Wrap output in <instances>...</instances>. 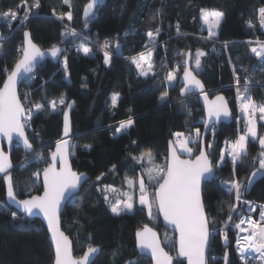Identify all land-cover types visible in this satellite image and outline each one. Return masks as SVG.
<instances>
[{"label":"trees","instance_id":"trees-1","mask_svg":"<svg viewBox=\"0 0 264 264\" xmlns=\"http://www.w3.org/2000/svg\"><path fill=\"white\" fill-rule=\"evenodd\" d=\"M86 2L70 0V5H66L63 0H39L37 9L31 8L35 0H0V13L12 9L22 17L29 8L32 13L23 26L19 20L10 22L0 18V35L10 37L3 43L4 55L0 56V84L6 76L3 69H11L18 59L17 48L22 45L25 30L43 49L52 45L65 46L66 51L57 64L49 60L40 64L35 71L36 79L22 82L19 88L25 108L30 106L24 99L25 95L34 103L60 98L75 102L71 111L75 146L71 149L74 153L71 154V162L75 170L87 173L90 179L66 203L61 214L62 229L72 239L76 256H80L89 244L100 246L101 251L92 264H126L129 260L151 264L150 259L140 255L135 248L136 231L145 224L157 230L163 247L170 254L176 251L174 233L162 226L159 217L149 218L146 209L142 211L138 204L131 212L113 214L104 194L97 189L105 185L124 187L125 177L136 178L141 167L131 157H139L142 152L151 150L154 157L153 164L143 162L146 168L164 165L169 141L174 139L172 133H191L194 136L196 128L202 130L204 114L198 95L181 97L178 79L173 86H167L165 81L167 71L184 62L185 55L177 53L191 51L194 55L197 50L205 52L206 55L201 57V68L196 70L192 62V69L210 95L223 93L231 106L232 121L213 126L205 139L206 145L209 142L213 144L208 150L213 161L219 160L220 150L226 147L225 141L236 136L238 129L233 69L221 43L241 45V42L254 38L264 42V32L256 20L264 0H107L97 8L93 18L87 20L85 27L81 13ZM200 8L224 13L217 34L211 39H205L207 31L199 16ZM68 11L72 12L71 21L66 16L64 20L57 18ZM249 21L251 25L247 26ZM67 25L80 37H63L61 34L68 29ZM157 30L159 35L153 44L156 70L145 77L139 74L130 57L147 50L152 45L148 44L147 33L152 31L155 34ZM106 39L110 42L109 51L113 53L109 65H105L100 48ZM117 42L120 44L119 52L114 51ZM84 43L92 49L91 55L77 51V46ZM65 56L66 69L63 63ZM236 69L242 77L250 78L249 94L257 103H264V64L248 51L246 66ZM182 70L181 67L178 78ZM241 90H244L242 86ZM164 91L168 92V99L161 103L159 97ZM115 93L120 96L113 107L111 97ZM129 117L135 120L134 125L126 132L114 135L119 123ZM33 133L37 134L35 138ZM61 133L62 111L48 109L35 115L27 130L35 153L26 154L20 145L13 146L12 172L19 198L41 192L40 178L33 182L32 173L46 166L48 154L61 138ZM258 134L264 135V121H258ZM86 144L92 147L86 149ZM190 147L194 156L199 151L200 141L190 144ZM248 151L249 155L236 166L235 176L231 159L226 156L215 178L203 184L206 212L217 228H223L234 204V193L225 194L220 187L221 182L236 179L244 184L259 167L258 162L253 163L261 151L258 140L249 141ZM36 153L44 159L31 160L27 170H22L19 165L25 162V156L31 158ZM113 165L115 170H112ZM102 173L97 181V176ZM242 197L264 203V175ZM243 211V204L239 202L232 222ZM12 212H17L19 218L13 219ZM226 231L227 244L220 234L212 240L207 251V264H223L226 250L230 264H248L235 252L234 230L229 227ZM113 253H116L115 257ZM212 257L217 259L213 261ZM53 259V249L43 223L38 218L26 217L6 202L5 182L0 176V264H53ZM173 264L185 263L175 259Z\"/></svg>","mask_w":264,"mask_h":264},{"label":"snow or ice","instance_id":"snow-or-ice-1","mask_svg":"<svg viewBox=\"0 0 264 264\" xmlns=\"http://www.w3.org/2000/svg\"><path fill=\"white\" fill-rule=\"evenodd\" d=\"M63 3L70 5V0H63ZM101 3V0H88L84 6L85 27L87 20L93 18L95 7ZM39 0H35L31 8H39ZM31 8L26 9L22 17L12 9L0 13V18H5L10 22L19 20L21 26L29 19ZM65 16L69 21L72 20V12L60 14L57 18L64 20ZM199 16L203 24L207 26L208 37L211 39L217 34L224 13L219 10H210L207 8L199 9ZM260 25L264 27V8L259 9ZM251 25V21H249ZM177 32L179 33V23H177ZM23 44L17 48L19 54L18 59L14 62L11 69L5 67L3 71L6 73V79L3 86L0 87V139H6L9 146L15 141L18 145L22 144L25 153H35L27 129L30 127L33 117L41 112L47 111L49 108L53 112L63 111V133L61 139L55 142V151L50 153V162L45 161L46 166L42 169L43 175V194L29 195L26 199H18L17 184L14 183L12 163L10 152H5L0 147V174H3V180L6 185V197L8 201L15 205L18 211H22L26 217L42 214L47 221V226L51 232V238L55 245V261L54 264H91V259L101 251L97 245L89 244L83 255L73 258L71 250V242L68 236L61 230L60 211L62 201L77 190L88 177L83 173H77L72 170L69 162V155L74 154L70 149L75 147L71 143L72 128L69 119V113L65 108L70 109L74 102H66L64 98L59 101L45 100L44 103H34L25 95L24 99L28 101L29 107L25 108L21 101L20 94L17 91L18 82H30L36 79L35 71L37 67L48 57L59 59L66 51L57 45H52L46 50H42L31 39L28 31L23 33ZM63 37L79 38L80 34L75 29H67L61 34ZM159 30L154 34L152 31L147 33L148 44H155ZM10 37L0 35V56L4 55L2 48L3 43ZM103 51V60L105 65H109L113 59L112 51H109L110 42L106 39L100 45ZM120 44L117 42L114 51L119 52ZM77 51H82L84 55L92 54L90 47L79 45ZM250 51L259 58L261 64H264V46L251 47ZM177 55H185L186 59L183 64H177L175 70H169L166 73L165 81L169 86H173L178 79V71L183 68L182 83L180 89L181 95L186 96L188 93L199 91L205 101L207 119L203 120L205 130L212 128V125L221 119H229L232 117V110L229 108L228 100L217 95L214 100H209L207 93L204 91V85L197 78L196 73L190 67V62L194 61L195 69L201 68V57L206 55L205 52L197 50L195 54L191 51L187 53H177ZM152 51L149 48L147 53L141 52L138 56L130 57V61L135 65L139 74L147 77L153 70ZM64 66L67 68V57L64 58ZM147 63V68H145ZM241 71H246L241 69ZM233 75L236 85V100L240 115L235 119L238 125V134L235 139L225 141L226 147L220 150L219 160L210 159V150L213 147L211 142L205 147L199 149V155L195 159H182L183 154L193 155V149L189 147L200 141L201 130L196 128L195 135L191 133L185 135L183 132L172 133L174 139L169 141L168 156L166 162L162 166L145 167L141 163L145 157L149 164H153L154 157L151 150L146 153L142 152L139 157L132 156L137 164L141 167L142 174L138 180L127 179L126 182L133 192L122 193L123 198H117L114 203L110 202L108 191L115 192V188L105 185L97 190L104 194V200L110 202V211L115 215L130 212L134 209V203L138 202L141 210L146 209L149 218H156L162 214L163 219L178 233V255L187 259V264H207L208 257L206 252L210 250L212 240L217 234L223 236L225 243L228 242V232L226 229L234 227L237 230L236 250L242 261L251 253L252 257L259 264H264V205H261L260 221H254L249 218H240L234 225L231 223L236 213V204L231 205L229 214L224 222L223 228H217L215 221L211 219L206 212V205L202 196V183L206 180L215 178L218 168L223 166L226 156L231 159L233 164V176H235L236 166L249 155V141L258 140L261 151L258 157L254 158L253 163H257L256 168L248 177L247 182L242 184L240 181L233 179L228 182H221V189L227 195L235 194L236 202L242 201V195L248 191L255 177L264 175V135L258 134V121H264V103H257L249 94L250 78L241 76L237 69L233 67ZM244 91L241 92V80ZM120 94L115 93L111 97V104L116 106ZM160 102L165 103L168 99V92L161 93ZM183 103V101H181ZM47 106V107H46ZM190 114V113H189ZM135 120L132 117L127 118L119 123L115 129V134L126 132L132 127ZM214 134V129H213ZM37 134L33 133V138ZM136 141H133L135 144ZM91 145H84V148L90 149ZM25 162L19 167L26 171L31 160L44 159L41 154L36 153L34 157L25 156ZM116 166H112L115 170ZM41 176V170L32 173V180L35 182ZM103 173L97 176V181L101 179ZM147 179V182H146ZM152 189L150 192L149 189ZM138 191V201L135 199V192ZM243 203L251 205L250 201ZM77 207L79 205H76ZM254 209L248 208L251 212ZM13 219H18L17 212H12ZM247 224V227L244 225ZM240 233H247L241 236ZM137 246L143 252H150L154 264H173V257L162 247L161 240L153 228L145 224L135 233ZM251 250V253H249ZM116 253H113L115 257ZM213 261L217 258L212 257ZM224 264H230L229 253L226 250L223 255ZM126 264H139L137 260L126 261Z\"/></svg>","mask_w":264,"mask_h":264},{"label":"water","instance_id":"water-1","mask_svg":"<svg viewBox=\"0 0 264 264\" xmlns=\"http://www.w3.org/2000/svg\"><path fill=\"white\" fill-rule=\"evenodd\" d=\"M106 1H107V0H101V3H99V4L95 7V9H94V14H95L97 8L100 7V6H102ZM87 3H88V0H87V2H86V3L83 5V7H82V13H81V15H82V20H83V21L86 19V18L84 17V6H85ZM25 31H28V30H25ZM25 31H24V32H25ZM24 32H23V33H24ZM28 32H29V31H28ZM29 33H30V32H29ZM31 39H32V37H31ZM23 41H24V35L22 36V44H23ZM33 42H34V41H33ZM34 43H35V42H34ZM35 44H36V43H35ZM59 47H61L62 49H65V46H63V45H61V46H59ZM40 48H41V47H40ZM41 49H42V50H46V49H48V48H44V49L41 48ZM188 52H189V51H188ZM62 55H63V54H62ZM62 55H61V56H62ZM61 56L59 57L58 60H57V59H53V58H51V57H48V58H46L42 63H44L45 61L49 60V61H51L52 63L57 64V63L59 62ZM185 59H186V56H185ZM185 59H184V61H185ZM42 63H41V64H42ZM189 66L192 67V62H190V65H189ZM193 71H194V70H193ZM182 77H183V70H182V72H181V74H180V76H179V78H178V83H179V85H181V88L183 87ZM197 78L200 79L198 76H197ZM5 79H6V76H5V78L3 79V81H4ZM200 80H201V79H200ZM3 81L1 82L0 87L3 86ZM21 83H22V82H18V86H17V91H18V93H19V88H20ZM204 91L207 93L209 100H214L215 97H216L217 95H222V96L225 97V95H224L223 93H221V92H214L213 95H210V93L205 89V87H204ZM191 94H196V95H198V99H199L200 105H201V107L203 108L204 120H206V119H207V112H206L205 101H204V99H203V96L200 95L199 91H195V92L188 93L186 96L191 95ZM180 95H181V92H180ZM181 97H185V96H182V95H181ZM225 98H226V97H225ZM226 99H227V98H226ZM68 102H74V101H73V100H69ZM228 104H229V102H228ZM74 106H75V102L73 103V105H72V107H71L70 109L65 108V110L68 111V113H69L70 123H71V111H72V109L74 108ZM229 108L231 109L230 104H229ZM232 115H233V114H232ZM232 118H233V116H232L231 118H229V119H221L219 122H217L216 124L212 125V127H213V126H218V125H220V124H229V123L232 121ZM63 122H64V115H63V111H62V133H63ZM71 128H72V125H71ZM210 130H211V128L208 129V130H205V128H204V124H203V126H202V130H201V137H200V148H201V147H205V149H206V142H205V139H206V136H207V134H208V132H209ZM62 133H61V137H62ZM60 139H61V138H60ZM30 141H31V140H30ZM31 143H32V142H31ZM71 143H72V145H73V143H74V134H73V130H72V135H71ZM15 144H17V143L14 141V142H13V145H12V146H9L8 143H7V141H6V139H0V147H3L4 151H5V152H10V154H11V152H12V148H13V146H14ZM17 145H18V144H17ZM19 145L24 149V147H23L22 144H19ZM32 145H33V143H32ZM33 147H34V145H33ZM200 148H199V149H200ZM71 149H72V148H71ZM71 149H70V152H71ZM55 150H56V149H55V143H54V144H53V147H52V149H51V151H50V153H51V152H54ZM206 150H208V149H206ZM50 153L48 154V162H50ZM196 155H199V151H198L197 154H195L194 156H183V155H182L181 158H182V159H195V156H196ZM167 156H168V151H167V155H166V157H167ZM210 159H212L211 156H210ZM69 162H70V164H71V167H72V170H73V171H75V172H77V173H83V174H85V175L88 177L87 180L90 179V176H89L87 173H85V172H78L77 170H75V169L73 168V166H72V162H71V154L69 155ZM12 163H13V162H12ZM13 165H14V164H13ZM0 176L3 177V174H0ZM250 176H251V174H250ZM250 176H249V177H250ZM261 176H262V175H258L257 177H255L253 183H254L257 179H259ZM87 180H86V181H87ZM86 181H84V182L82 183V185H81L77 190H74V193H73L71 196H69L66 200L62 201V204H61V211H60V220H61V214H62V212H63V210H64V207H65L66 203L68 202V200H69L73 195L77 194V193L81 190L82 186L85 184ZM209 181H211V180H206V181H204V182L202 183V188H203V184L206 183V182H209ZM40 182H41V186H42V184H43L42 170H41ZM253 183H252V184H253ZM252 184H251V186H252ZM251 186H250V187H251ZM42 194H43V187H42V190H41L40 193H38V194H33V195H42ZM26 198H28V196H26V197H24V198H19V197H18V199H26ZM5 199H6V202H7L10 206H12L16 211H18L17 207H16L15 205L11 204V203L8 201L7 197H6V185H5ZM18 212L24 214L22 211H18ZM24 215H25V214H24ZM158 217H159V220H160L162 226H163L165 229L170 230L172 233H174V235H175V242H176V241L178 240V233L174 231L173 226L169 225V224L163 219V215H162V214L158 215ZM28 218H38V219L41 220V222L43 223V225H44V227H45V229H46V231H47L48 240H49V242H50V244H51V246H52V249H53V254H54L53 264H54V261H55V245H54V242H53V240H52V238H51V232H50L49 229H48L46 219L43 217L42 214L34 215V216H32V217H28ZM148 226H149V225H148ZM149 227H151V226H149ZM141 228H142V227H141ZM151 228H152V227H151ZM61 230L65 233L66 236H68V235L66 234V232L62 229V222H61ZM153 230L157 232V230H155L154 228H153ZM157 234H158V236H159V233H158V232H157ZM68 238H69V240H70V242H71V250H72V256H73V258H78V257L82 256V255H83V252H84L86 249L82 252V254H81L80 256H76V255L74 254L73 241H72V239H71L69 236H68ZM159 238H160V236H159ZM160 240H161V238H160ZM161 243H162V242H161ZM175 245H176V251H175V254H170L168 251L165 250V248H164V250H165L166 252H168L170 256L173 257V263H174V260H175V259H179V260H181L182 262H184L185 264H187V259H186L185 257H181V256L178 255V243H175ZM99 247H100V246H99ZM162 247H163V245H162ZM135 248H136V250L138 251V253H139L140 255H143V256L148 257V258L150 259V261H151V264H154V261H153V259H152V257H151L150 252H148L147 250H144V251L142 252V251L138 248V246H137V241H136V236H135ZM99 253H100V252H99ZM98 255H99V254L95 255V256L91 259V264H92V262L96 259V257H97ZM206 256H207V252H206ZM207 263H208V262H207ZM223 264H224V260H223Z\"/></svg>","mask_w":264,"mask_h":264},{"label":"built area","instance_id":"built-area-1","mask_svg":"<svg viewBox=\"0 0 264 264\" xmlns=\"http://www.w3.org/2000/svg\"><path fill=\"white\" fill-rule=\"evenodd\" d=\"M261 8H264V6H262V7H260L259 9H261ZM259 9H258V11H257V16H256V20H257V22H258V24H260V17H259ZM247 24V26H250L249 25V22H247L246 23ZM69 29H72V28H69ZM261 30H262V32H264V27H262L261 28ZM76 31V30H75ZM264 42L263 41H261V40H259L258 38H254L253 40H249V41H246V42H241L240 44L241 45H244V47L245 46H247V45H258V44H263ZM222 44V46H223V48H224V50H225V52H226V56H227V58H228V61L230 62V64H231V67H232V69H233V67H235V68H237V67H241V61H239V59L238 58H235V55H236V52H234L232 49V47L230 46L231 45V43H229V42H223V43H221ZM241 45H239V47L241 46ZM2 51H3V48H2ZM230 53L232 54V56L230 57ZM240 56V55H239ZM232 59H233V61H234V63H233V61H232ZM244 59H246V57H244ZM247 60V59H246ZM243 83H244V81H241V86L243 85ZM252 85V83H251V81H250V86ZM233 86L235 87V90H236V85H235V79H234V84H233ZM235 97H236V91H235ZM236 99V98H235ZM237 100H236V105H237ZM237 107V106H236ZM238 115H240V111H238L237 109H236V116H238ZM238 131H239V129H237V134H238ZM237 134H236V136H237ZM236 136H234V137H232V138H230V139H235L236 138ZM243 201H250L251 202V205H248V204H245V203H243ZM234 203L237 205V203L238 202H236V200H234ZM241 203L243 204V207H244V211L241 213V215L238 217L239 219L240 218H251L252 220H254V221H260V211H261V205H264V203H262V202H257V201H254V200H252V199H248V198H244V197H242V201H241ZM249 207H252L254 210L253 211H251V212H249L248 211V208ZM239 219H238V221H239ZM237 222V220L235 221V222H231L233 225L235 224ZM244 227H247V224H245L244 225ZM233 230H234V248H235V250H236V243H235V241H236V237H237V230L234 228V227H231ZM247 233H240V235L241 236H243V235H246ZM236 253H237V255H239V253L237 252V250H236ZM249 253H251V250H249ZM255 254L254 253H251L250 255H248L247 257H246V260H248L249 262H253V261H255L256 262V260L255 259H253L252 257L254 256Z\"/></svg>","mask_w":264,"mask_h":264},{"label":"rangeland","instance_id":"rangeland-1","mask_svg":"<svg viewBox=\"0 0 264 264\" xmlns=\"http://www.w3.org/2000/svg\"><path fill=\"white\" fill-rule=\"evenodd\" d=\"M202 25H203V27L206 29V31H207V26L206 25H204L203 24V22H202ZM68 29L69 28H72L71 26H66ZM73 29V28H72ZM77 32V31H76ZM208 37V31H207V35H205V39ZM82 45V44H81ZM84 46H87V47H89V45H87V44H83ZM157 45V44H156ZM261 47V46H264L263 44H258V45H247V46H245L244 47V45H241L240 47H239V44H232L231 45V47L233 48L232 50L234 51V52H236V55H235V58H238L239 59V61H241L242 63H241V67H245L246 66V64H247V56H248V51H250V49H251V47ZM149 48L151 49V51H152V60H151V62H152V64H153V70H152V72H155V60H154V52H153V49L155 48V45H151L150 47H148V49L147 50H144V51H142V52H145V53H147V51L149 50ZM249 49V50H248ZM109 50V49H108ZM102 51V50H101ZM251 52V51H250ZM141 53V52H140ZM139 53V54H140ZM252 53V52H251ZM139 54H137V55H135V56H138ZM240 55V56H239ZM232 56V54L230 53V57ZM233 57V56H232ZM244 57H246V59H244ZM232 61H233V59H232ZM233 63H234V61H233ZM193 67L195 68V65H194V61H193ZM145 68H147V63H145ZM170 70H175V69H170ZM169 71V70H168ZM152 72H150L149 73V75H151L152 74ZM166 76V75H165ZM167 83V82H166ZM167 86H169L168 84H167ZM244 91V90H243ZM242 90H241V92H243ZM57 101H59V99H57ZM237 107H236V109L238 110V111H240L239 110V108H238V103H237V105H236ZM50 109V108H49ZM51 110V109H50ZM28 130V129H27ZM26 130V131H27ZM189 147H190V145H189ZM183 156H189V155H187L186 153L185 154H183ZM143 162H145L146 164H148V161H147V158L145 157V159L141 162V163H143ZM144 164V163H143ZM142 174V172H141V170H140V172H139V174H138V176L136 177V178H129V177H125L124 178V180H123V186L124 187H121V186H119V187H112V188H115V192H113V191H111V189H109V191H108V196H109V198H110V202L111 203H114L115 202V200L117 199V198H123L122 197V193H130V192H133V189L132 188H130L129 187V185L127 184V182H126V180L127 179H132V180H138V178H139V176ZM147 180V179H146ZM147 182V181H146ZM104 187V186H103ZM149 191H150V189H149ZM151 192V191H150ZM135 199L138 201V195H139V193H138V191H136L135 192ZM234 200H235V194H234ZM110 202H109V204H110ZM135 204H138V202H136V203H134V206H135ZM235 204V203H234ZM139 205V204H138ZM237 205H238V203H237ZM236 205V206H237ZM131 212V211H130ZM241 215V214H240ZM239 219V218H238ZM238 219H237V222H238ZM223 227H224V224H223ZM235 249V248H234ZM235 252H236V250H235ZM237 254V253H236ZM239 256V255H238ZM245 261H247V263L248 264H259V262L258 261H253V262H249L248 260H245Z\"/></svg>","mask_w":264,"mask_h":264}]
</instances>
